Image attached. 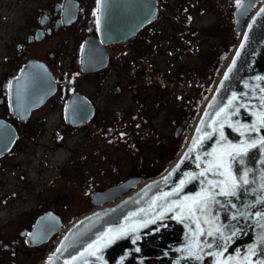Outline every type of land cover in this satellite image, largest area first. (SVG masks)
Returning <instances> with one entry per match:
<instances>
[{"label":"flooded vegetation","instance_id":"af4514ba","mask_svg":"<svg viewBox=\"0 0 264 264\" xmlns=\"http://www.w3.org/2000/svg\"><path fill=\"white\" fill-rule=\"evenodd\" d=\"M100 1H8L9 13L0 14L5 39L0 121L16 132L12 148L0 154V174L22 146L37 150L36 166L43 169L48 163L42 138L47 135L58 150L80 136L68 146L67 159L52 168L57 173L47 184L55 186V201L43 199L30 209L21 204L13 213V199L28 196L20 191L6 195L0 178V264H28L30 258L50 253L67 224L77 220L69 215L79 210L84 216L112 204L96 205L98 193L125 184L110 197L117 201L163 176L179 158L204 108L206 86L220 76L238 45L237 35L241 37L237 0H156L150 22L125 41H102L104 58L99 55L94 63L85 57L86 43L102 39ZM209 12L218 14L213 27H207L217 37L210 42L211 52L218 53L206 70L203 17ZM162 52L170 58L167 68L156 63L155 55ZM29 64L46 69L54 86L38 107L18 114L12 88ZM21 166L25 171L27 166ZM49 186L40 185L37 194ZM48 213L60 218L61 231L33 244L36 221Z\"/></svg>","mask_w":264,"mask_h":264},{"label":"water","instance_id":"95a60500","mask_svg":"<svg viewBox=\"0 0 264 264\" xmlns=\"http://www.w3.org/2000/svg\"><path fill=\"white\" fill-rule=\"evenodd\" d=\"M262 10L264 0H242L237 6L238 45L168 171L117 201L110 197L125 184L98 193L96 205L112 204L66 227L41 264H255L264 260V146L259 144L264 137ZM155 11L156 0H101L102 39H88L85 57L94 63L99 55L104 58L103 42L133 37ZM52 86L46 69L29 64L12 88L14 110L23 114L38 107ZM15 139V130L0 121V154L10 150ZM253 140L255 147L250 146ZM233 181L238 184L237 195L218 194L215 185L230 191ZM61 227L58 216H40L32 243L47 241ZM121 227L126 235L109 231ZM136 236L139 239L133 243Z\"/></svg>","mask_w":264,"mask_h":264},{"label":"rangeland","instance_id":"374dc122","mask_svg":"<svg viewBox=\"0 0 264 264\" xmlns=\"http://www.w3.org/2000/svg\"><path fill=\"white\" fill-rule=\"evenodd\" d=\"M15 2L16 0H0V14H7L9 13V5L7 2ZM240 3V0H237V4ZM218 14L215 12H209L206 13L203 17V24L206 26L205 30V64H206V70L207 66L209 65L210 59H213L217 56L216 51L211 52L210 46L212 43L211 41L217 40L216 34H214L212 31L208 30L207 27H213V24L217 22ZM214 38V39H213ZM4 38L0 36V74L2 73L4 66L2 65L1 59H2V54H3V42ZM237 41H239V35H237ZM156 63L159 68H167L168 67V61H169V56L166 53H158L155 55ZM200 62V59H196V62ZM155 62V61H154ZM207 75V71L205 72ZM1 77V75H0ZM218 75L214 76L213 82L206 86L205 88V100L208 99L209 95L211 94L213 87L215 86L217 80H218ZM80 138V136L72 137L68 140L67 144L65 147L62 149L56 150L51 142L48 141L47 135L45 138L41 139L40 142L44 143V159L47 161L48 164L44 165L43 169H40V167H37V156H34V150L33 149H25V147L20 149L16 156L11 158L12 160L6 164L7 168L6 171L3 174H0V178L5 180V185L6 187L2 189V192L6 193L8 195L10 192H17L20 191L21 193H26L28 196V199H21V198H14L13 206L14 210L13 213L16 212L15 209H19L21 204H25L26 206L30 208H36L37 205L43 201H55L56 198L58 197V194L56 190L51 188L47 184V181L52 177H54L57 173V169L54 168L52 169L54 164L58 163H63L65 159L68 157V150L71 145H74L75 142ZM32 144V143H29ZM35 147V146H34ZM41 149V148H40ZM37 150H35L36 152ZM21 165H26V170H23V167ZM21 166V168H20ZM23 175V176H21ZM20 176H21V181L24 180L23 186L20 181ZM44 184V185H43ZM47 184V185H46ZM40 185L44 186V188L48 187L51 189H46L45 193H40L39 195L37 194ZM22 187V189H20ZM43 188V190H45ZM44 194V197L43 195ZM1 208V206H0ZM3 211L0 210V216L3 214ZM76 213H72L71 215L68 216V218L73 219H78L81 217L83 214L81 211H75ZM70 221L67 225H71ZM49 255V251L38 255L37 257L30 258L28 264H41Z\"/></svg>","mask_w":264,"mask_h":264},{"label":"snow or ice","instance_id":"6c2138e0","mask_svg":"<svg viewBox=\"0 0 264 264\" xmlns=\"http://www.w3.org/2000/svg\"><path fill=\"white\" fill-rule=\"evenodd\" d=\"M262 11H264V10H262ZM229 71H231V68L229 69ZM225 79H227V76H225ZM233 99H235V97H233ZM229 104H231V101L229 102ZM219 114V113H218ZM221 136H223V133H221ZM194 144H195V141L193 142ZM256 141L255 140H253L252 142H251V145L250 146H252V147H255L256 146ZM259 144L261 145V146H264V137H262L261 139H260V141H259ZM192 151V149L190 148L189 149V152H191ZM209 155H211V154H209ZM217 168H219L220 167V165H217L216 166ZM206 171H207V169H206ZM205 173L204 172H201L200 173V175L201 176H203ZM221 175H223V173H220ZM245 175H246V173H245ZM241 179H243V177H241ZM245 184H247L248 183V181L245 179L244 181H243ZM184 183V181H181V184H183ZM215 187H218V188H220V191H219V193L218 194H220V195H224V196H235V195H237V192L235 191V189L238 187V184L235 182V181H233V184H232V190H230V191H225V189L224 188H222V187H220V185L219 184H217V185H215ZM233 218H235V217H233ZM153 223H155V220H153ZM110 232H112V231H115L118 235L119 234H124V235H126L127 234V232H126V230L123 228V227H121V228H119V229H116V230H112V229H110L109 230ZM133 232L135 231V229H133L132 230ZM235 233H233V235H234ZM208 235H212V233L211 232H209L208 233ZM114 239L115 238H118V236L117 237H113ZM139 239V237L138 236H136L135 238H134V240H133V243H135V241L136 240H138ZM137 251H139V249H137ZM250 252L252 251L251 249L249 250ZM254 254V253H253ZM198 258V257H197ZM255 264H264V260H257L256 262H255Z\"/></svg>","mask_w":264,"mask_h":264}]
</instances>
